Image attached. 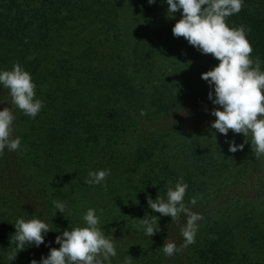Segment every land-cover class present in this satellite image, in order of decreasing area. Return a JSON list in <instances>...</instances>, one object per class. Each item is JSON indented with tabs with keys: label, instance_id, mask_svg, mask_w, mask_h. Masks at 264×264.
<instances>
[{
	"label": "trees",
	"instance_id": "obj_1",
	"mask_svg": "<svg viewBox=\"0 0 264 264\" xmlns=\"http://www.w3.org/2000/svg\"><path fill=\"white\" fill-rule=\"evenodd\" d=\"M151 5L148 0H0V69L22 65L36 84V97L44 101L31 118L12 105L9 90L0 86V108H12L14 135L22 138L19 149L6 148L0 155V264H30L47 255L50 247L58 248L57 235L83 224L76 211L94 208L97 213L108 204L130 209L119 200L126 195L125 178L149 159L156 141L144 124V116H150L142 97L154 109L172 106L162 101L165 92L146 91L152 75L141 72L163 65L162 49L175 45L162 33L154 38L163 20L150 15ZM227 23L250 29L251 56L264 62V0H244ZM211 61V68L219 62L213 55ZM139 73L148 79L139 82ZM123 123H132L136 131L139 147L132 161L115 156L113 137ZM191 153L206 170L228 168L219 166L208 143H195ZM97 169L111 170L106 185L85 182L89 170ZM163 186L168 187L167 182L159 186L166 191ZM57 200L66 202L65 214L56 210ZM119 213L113 219L111 212L102 226L117 250L112 264H193L201 251L203 264H251L250 252L249 261L239 251L233 230L222 233L220 224L202 229L217 233L203 248L196 240L199 233L187 248L166 256L164 242L175 241L178 247L183 243L181 225L186 217L177 223L157 214L160 231L149 237L134 220L123 218L127 212ZM31 216L45 220L52 230L39 247L28 246L9 261L13 223Z\"/></svg>",
	"mask_w": 264,
	"mask_h": 264
},
{
	"label": "rangeland",
	"instance_id": "obj_2",
	"mask_svg": "<svg viewBox=\"0 0 264 264\" xmlns=\"http://www.w3.org/2000/svg\"><path fill=\"white\" fill-rule=\"evenodd\" d=\"M149 7L153 10L150 15L157 20H163L154 38L157 39L162 33L165 41L175 45L162 49V53L166 51V57L164 63L159 64L163 65L151 70L142 69L141 72L148 71L152 75L146 91L165 92L162 101L168 100L172 106L169 109H154L148 98L142 97V104L150 116L146 118L143 115L144 124L147 130L153 133L156 141L149 159L137 167L136 172L132 171L129 179L125 178L126 195H120L119 200L130 209L122 210V205L108 204L96 213L100 219V227L102 228L112 214L113 219L120 217L119 211L127 212L123 218L128 216L131 221H135V226L139 225V218L146 214L161 215L148 206V195L153 199L157 196L166 198L167 190L161 191L159 186H162L163 182L174 186L176 181L183 177L188 184L184 202L203 218L198 221L196 233H200L196 236L200 243L199 248L208 245L212 236H217L216 232L211 231L208 234L207 231L206 234L202 229L206 225L216 223L220 224L218 230L222 227V233L228 234L229 229L233 230L241 254L246 253L249 260L247 252H250L251 264H264V156L255 158L250 141L244 145L248 147L245 153L239 149L234 153L229 151V141L234 139L240 144L244 142L245 137L243 133H235L231 129L226 137L211 127V121L215 119L211 109L217 105L209 99L210 86L201 78V73L211 68L212 54H204L189 44L183 36L173 35L172 27L181 16L179 10L175 19H170L167 17L166 2L156 0ZM159 60H162V57ZM148 77L146 73L138 74L139 82ZM113 142L117 152L115 156L120 154L132 161V156L139 147L132 123L121 124ZM195 143H208L214 154L219 157V166L223 163L228 167L227 170H206L200 166L191 153ZM60 186L62 187V184ZM161 188L167 189L165 186ZM156 191L158 194L154 197ZM76 196H80L79 191ZM192 197H196L195 205L189 203ZM85 212L76 211V215L82 218ZM183 219L184 216H181L180 222ZM163 221L164 218L159 223ZM119 234L123 233L119 231ZM192 262L203 264L202 251ZM246 263L244 261V264Z\"/></svg>",
	"mask_w": 264,
	"mask_h": 264
},
{
	"label": "clouds",
	"instance_id": "obj_3",
	"mask_svg": "<svg viewBox=\"0 0 264 264\" xmlns=\"http://www.w3.org/2000/svg\"><path fill=\"white\" fill-rule=\"evenodd\" d=\"M156 0H148L149 4ZM168 5L167 17L175 19L179 10L181 16L172 27L174 36H183L189 44L204 54H212L219 62L209 70L201 73V78L210 86L209 99L214 107L211 114L215 119L211 127L227 137L231 129L243 133L245 140L237 144L229 141V151L242 150L245 143L251 142L256 159L264 156V63L257 56L252 58L253 47L247 38L244 25L230 26L227 18L239 13L244 0H164ZM0 86L9 90L11 103L24 115L35 118L44 106V101L36 97V84L28 72L19 63L11 69H0ZM214 89V91H213ZM3 103V102H0ZM15 113L12 108H0V155L4 150L15 151L21 146V137L14 135ZM111 175L110 169L89 170L85 182L90 185L104 183ZM188 188L187 182L180 177L174 186L169 185L166 198L148 195V206L155 212L170 216L172 221L180 222L183 243L178 247L175 241L162 245L166 256H172L195 242L198 221L202 216L193 211L184 202ZM196 204V197L189 201ZM56 210L65 214L66 202L54 201ZM57 212V211H56ZM157 215L146 214L139 218V227L144 234L151 237L160 231ZM83 224L66 228L55 237L59 247H50L47 255L30 264H112L117 255L114 240L107 237L100 227V219L94 208H89L82 217ZM15 232L11 236L14 251L9 261L16 258L19 251L45 242L46 234L52 230L49 224L38 216L19 217L13 223Z\"/></svg>",
	"mask_w": 264,
	"mask_h": 264
}]
</instances>
